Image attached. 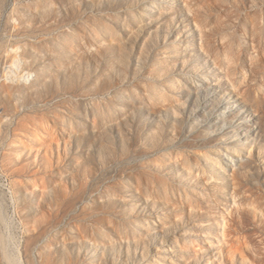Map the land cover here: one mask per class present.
Listing matches in <instances>:
<instances>
[{
	"label": "rangeland",
	"instance_id": "374dc122",
	"mask_svg": "<svg viewBox=\"0 0 264 264\" xmlns=\"http://www.w3.org/2000/svg\"><path fill=\"white\" fill-rule=\"evenodd\" d=\"M0 264H264V0H0Z\"/></svg>",
	"mask_w": 264,
	"mask_h": 264
}]
</instances>
